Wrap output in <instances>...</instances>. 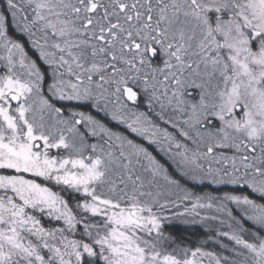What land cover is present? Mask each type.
I'll list each match as a JSON object with an SVG mask.
<instances>
[{"label": "snow or ice", "instance_id": "6c2138e0", "mask_svg": "<svg viewBox=\"0 0 264 264\" xmlns=\"http://www.w3.org/2000/svg\"><path fill=\"white\" fill-rule=\"evenodd\" d=\"M0 264H264V0H0Z\"/></svg>", "mask_w": 264, "mask_h": 264}, {"label": "trees", "instance_id": "16d2710c", "mask_svg": "<svg viewBox=\"0 0 264 264\" xmlns=\"http://www.w3.org/2000/svg\"><path fill=\"white\" fill-rule=\"evenodd\" d=\"M179 227H181V226H179V225L176 226V228H179ZM172 230L175 231V228H173ZM181 235H186L188 237V240L193 244L197 242L196 236L189 235L188 233H183V232H181Z\"/></svg>", "mask_w": 264, "mask_h": 264}]
</instances>
